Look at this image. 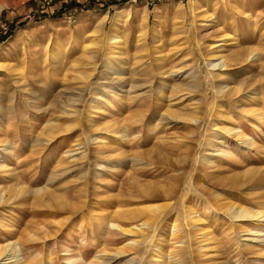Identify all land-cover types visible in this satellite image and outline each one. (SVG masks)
Wrapping results in <instances>:
<instances>
[{"label": "rangeland", "instance_id": "obj_1", "mask_svg": "<svg viewBox=\"0 0 264 264\" xmlns=\"http://www.w3.org/2000/svg\"><path fill=\"white\" fill-rule=\"evenodd\" d=\"M226 83L236 91L220 97ZM0 94L11 120L0 123V243L18 239L20 263L168 264L176 219L181 264H264V217L238 220L221 205L264 211V119L248 113L264 114V0H0ZM142 185L172 189L151 202L167 207L115 256L131 237L102 216ZM47 190L66 195L69 211L50 210ZM133 195L124 199L141 207Z\"/></svg>", "mask_w": 264, "mask_h": 264}, {"label": "bare ground", "instance_id": "obj_2", "mask_svg": "<svg viewBox=\"0 0 264 264\" xmlns=\"http://www.w3.org/2000/svg\"><path fill=\"white\" fill-rule=\"evenodd\" d=\"M118 37L119 36L117 34H115V35H112V36L108 37V39H110V40L116 39L117 40ZM219 41H221V42H220V45H217V47L224 45L225 43H227L228 40H227V37H225V35H224V36H221ZM219 48H222V47H219ZM212 56H213V58L215 57V58L219 59L220 61H222L221 66H225L226 67L225 56L222 53H220V52L217 53L216 52ZM114 65H115V63H114ZM216 65L217 64H214L212 66L216 67ZM220 68L221 67H219V69ZM166 73H167V71H166ZM218 76H220V75L218 74ZM227 87H228L227 83L224 86L219 87L220 88L219 92H220V95H221L220 97H222L224 95H227L228 92H232L234 90L231 87L227 89ZM234 91H236V90H234ZM230 94H233V93H230ZM0 96H1V94H0ZM1 97H3V96H1ZM1 97H0V123H2L3 126L4 125L7 126V125H9L11 123V120H8L9 118L8 117L6 118V116H5L7 111H6V108L4 107V105L2 106L3 99ZM94 98L90 102V105H89L90 109H94L95 108V105H92V104L95 103V100H96V98H95V100H94ZM50 104L52 105V103H50ZM170 105H172V104H169V106ZM222 108H223L222 105L218 104V105H216L215 110L217 111L218 114H220V112H222ZM72 112H75V111H72ZM248 113H250V114L254 113L253 115H255L258 118L259 122H262V120L264 119V114H262L261 112L260 113L259 112L256 113L255 111H250ZM190 120L191 121H195L196 119H194L192 116H190L189 117V121ZM54 127H55V122H53L52 120H49L48 123L46 124L45 131H43V132L46 133L47 137H48V134L52 131V128H54ZM46 129H47V131H46ZM49 130H50V132H49ZM125 132L126 131H123L121 133V135L117 136L116 140H118V139L121 140L123 137H125ZM227 132L229 134L234 135L239 141H241V143H244L247 146L252 145V142H250L251 140H249L246 135L236 134L237 132H235V128H230V129L227 130ZM218 138H220V137H218ZM211 140H212V138H207L205 140V142H204L205 147L210 146V144L212 142ZM6 141H7L6 138L0 139V147H3L4 143H6ZM219 141H221V140H219ZM219 144H222V143L219 142ZM12 146H13V148H15L13 144H12ZM106 150H108V149H106ZM106 150H104V151L107 152ZM116 150H117V148H116ZM220 151H221V149H220L219 146H217V147L215 146V147L211 148V153H213V154H216L217 152H220ZM221 152H223V151H221ZM106 154H104V152H96V156L95 157L98 160H100L99 157H107L108 155L106 156ZM222 154H224V153H222ZM122 156H123V154H122ZM96 158H95V160H96ZM131 160H135V158H131ZM95 165H98V163L96 162ZM1 167L3 168L4 165L1 164ZM111 167H112V164L109 163L107 165V167H106V170H109ZM132 182H133V179H132ZM137 186H139V184H137ZM171 190L172 189H170V188H160V187H157V186L156 187H150L149 185H142V186L137 187L136 189H134L132 191V193L135 194V195H133L131 193L127 194L126 193L127 191L125 193L119 192V194L115 195L116 200L114 201V205H113L114 209H113V211L111 213H108L106 216H102V219H106V224L105 225L107 227L113 228L115 233H118V235L119 234L120 235L123 234V235H127V236L131 237L126 243H124V245L122 247H119L118 250L115 251V253H114L115 256H118V257L119 256H125L126 254H128L127 253L128 251H131L137 245L138 241H137L136 238L138 236H140L143 239V238L147 237L146 233L149 230V228H152L153 231H154V229L159 224V221H160L161 217H163L162 215L164 213V209L167 206L164 205V204L161 205L159 203H151V202L159 201L161 199H166L170 195ZM158 191H160V192H158ZM47 192H48V190H47ZM51 192L52 191H50V193L48 192L50 194L49 199L51 200V204L47 205V206L52 208L50 210H55V212L56 211L62 212V211H65V210L69 211L67 209H69V205L70 204H69V201L67 200V198H65L66 195L65 196H56L54 194H51ZM35 193L38 194V197H37V198H39L38 199V202H39L38 204H44V201L46 200L45 197L48 195V194L45 195L46 194V189H37L35 191ZM3 194H4L3 192L0 194V204L3 203V201H4ZM126 195H133V196H137V197L140 196V199H141V202H142V203H140V204H142L141 207H132L131 206L132 205V201H130L129 199H124V197H126ZM45 203H48V202L45 201ZM221 205H222V208L226 211V213L229 216H231L232 218L238 219V220L239 219L240 220L250 219V220H253L255 223H260V222H262V219L264 217V211H261L259 209L251 210V209L246 208L244 206L237 205L235 202L224 201V202L221 203ZM42 206H44V205H42ZM184 208H185L184 212L186 213L188 221H189L188 223H194V222H199L200 221V219L197 216L196 211H194L193 208H191L190 206H187V207H184ZM99 217L101 218V216H99ZM163 219H165V218H163ZM163 219H162V221H164ZM54 222H55V224L62 225V221H54ZM136 222H138L139 224H137ZM39 224L42 225V223H39ZM166 227H167V229H171L172 230V234H173L172 237H171V240H172V243H173V246H172L173 248L168 253L169 256L171 257V261H169L168 264H170V263L171 264H181L180 263L181 260L183 262L185 260V258L183 257V255L185 253L184 252H183V254L182 253H178L177 251L179 250V248H177V246L174 245V244H177V243L180 242L179 240H176V234H175V231H176V228H177L176 219H172V220L170 219L169 224H167ZM102 229H104V226H96V228H95V237L99 236V231L102 230ZM248 234H250V233H248ZM158 236H161V235H158ZM177 239H178V237H177ZM151 240H152V237H151ZM158 240L159 241H158V244H156V249L158 251H161V249H162V240L161 239H158ZM144 245H145V243H144ZM104 253H105V250L103 251V254ZM20 254H21L20 253V241L18 239L13 240L12 242H8L5 245H2L0 243V260L4 259L8 263L16 262V264H23V263H20L19 260L17 259L18 256H20ZM80 254H81V256H84V254L82 252ZM4 256H7V257L4 258ZM96 257H99V256L97 255ZM98 259L99 258H96L95 260L94 259L90 260V259H86L84 257V258H81V261H84V262H82V264H105L108 261L107 259H101V260H98ZM132 259L133 258L130 257V258H128L126 260V262H130V261H132ZM75 261H76V258L71 260V262H75ZM159 262H161V261L152 260L151 263L152 264H157ZM123 264H128V263H123Z\"/></svg>", "mask_w": 264, "mask_h": 264}]
</instances>
